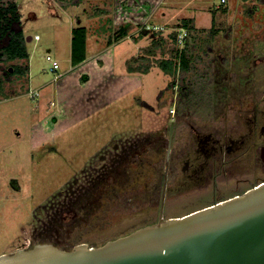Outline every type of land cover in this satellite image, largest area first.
<instances>
[{
  "label": "rangeland",
  "instance_id": "374dc122",
  "mask_svg": "<svg viewBox=\"0 0 264 264\" xmlns=\"http://www.w3.org/2000/svg\"><path fill=\"white\" fill-rule=\"evenodd\" d=\"M226 1L16 0L23 32L32 41L28 62L0 63V255L37 243L100 247L144 227L142 220L189 213L183 207L151 210L141 202L133 207L131 181L142 190L150 181L149 162L155 161V175L162 171V159L153 158L167 145L164 132L174 111L181 130L190 123L189 111L214 108L210 102L218 92L234 91L215 86L237 82L233 60L251 49L242 40L264 38L259 2ZM213 13L219 31L210 51L203 43L210 39ZM187 18L206 31L188 42L201 45L192 51L190 72L179 73L170 88L172 77L156 62L174 54L169 34ZM147 20L170 32L157 47L152 36L108 44L123 24L136 31ZM79 26L88 29V59L72 68V30ZM252 45L264 46L259 40ZM216 51L230 62L222 76L215 74ZM145 55L150 72L129 73L126 63ZM47 56L59 63L58 71L51 72ZM14 64L29 65V75L6 76Z\"/></svg>",
  "mask_w": 264,
  "mask_h": 264
},
{
  "label": "flooded vegetation",
  "instance_id": "af4514ba",
  "mask_svg": "<svg viewBox=\"0 0 264 264\" xmlns=\"http://www.w3.org/2000/svg\"><path fill=\"white\" fill-rule=\"evenodd\" d=\"M254 40L264 45L260 35L255 39L248 37L242 40V45L246 47L250 42L251 49H242L233 60L237 82L215 86L216 90L227 87L233 92H218L216 102L213 99L210 102H213L212 109L189 111L190 123L185 129L179 130L181 116L174 111L169 129L164 132L168 133L167 145L153 158L162 159V171L155 175V161L149 162L151 172L146 175L151 177L143 183L142 190L135 188L138 184L132 178L128 204L136 208L141 202L151 210L156 207L164 211L168 207H183L191 214L264 184V46L256 49L252 45ZM220 51H216L219 60L215 62L216 76L227 71L223 63L226 56ZM231 122L236 124L232 131L229 129ZM171 123H174L172 133ZM186 136L189 141L184 140ZM183 216L186 215L167 219L163 215L160 220H142L139 224L146 227Z\"/></svg>",
  "mask_w": 264,
  "mask_h": 264
},
{
  "label": "water",
  "instance_id": "95a60500",
  "mask_svg": "<svg viewBox=\"0 0 264 264\" xmlns=\"http://www.w3.org/2000/svg\"><path fill=\"white\" fill-rule=\"evenodd\" d=\"M71 248L37 243L0 255V264H264V184L100 247Z\"/></svg>",
  "mask_w": 264,
  "mask_h": 264
},
{
  "label": "trees",
  "instance_id": "16d2710c",
  "mask_svg": "<svg viewBox=\"0 0 264 264\" xmlns=\"http://www.w3.org/2000/svg\"><path fill=\"white\" fill-rule=\"evenodd\" d=\"M243 2H260L264 4V0H241ZM223 13H227L228 9H223ZM186 28L189 32V37L185 47L180 50L176 43V32L173 31L170 35L171 40L176 44L177 48L174 54L168 60H157L158 67L166 74L172 77V81L168 85L170 88H175L174 79L179 73L186 74L191 70L192 51L195 49L196 43H188L197 34L195 22L193 19H183L176 27ZM130 25L121 26L112 37L109 38L108 44L118 42L128 37ZM218 29L216 28L215 13H213V25L208 31L209 40L203 43L208 50H213V41L215 42ZM147 34V32H145ZM87 37L88 30L84 26L76 27L72 30L71 40V65L72 67L84 63L87 58ZM152 45L158 46L162 41L161 33L153 34ZM150 53V50H147ZM146 57V58H145ZM225 57V56H224ZM30 58L27 39L22 28V15L16 0H0V63L5 62H28ZM228 58L223 59V63L228 65ZM133 62V63H132ZM147 56L136 57L126 63L129 73H138L147 75L150 72L151 64H147ZM135 64V65H134ZM29 65H12L6 72V76L25 77L29 75ZM184 83V81L182 82ZM1 88V84H0ZM73 248V247H72ZM71 248V249H72Z\"/></svg>",
  "mask_w": 264,
  "mask_h": 264
},
{
  "label": "built area",
  "instance_id": "2783aa9c",
  "mask_svg": "<svg viewBox=\"0 0 264 264\" xmlns=\"http://www.w3.org/2000/svg\"><path fill=\"white\" fill-rule=\"evenodd\" d=\"M140 31H145L150 34H154V33H164V32H167L168 30L165 26L155 25L149 20H147V21H144V23L141 25L138 32ZM172 31L176 32V43H177L178 48L182 50L185 47V44L189 37L188 30L186 28L177 27V28H172ZM34 40L38 41L39 37L35 36ZM46 59L47 61L51 63V72L54 73L60 69L59 63L54 61L50 56H47ZM62 75H58L56 79L60 78ZM30 96L31 98L39 97V93H30Z\"/></svg>",
  "mask_w": 264,
  "mask_h": 264
},
{
  "label": "crops",
  "instance_id": "0c3cea01",
  "mask_svg": "<svg viewBox=\"0 0 264 264\" xmlns=\"http://www.w3.org/2000/svg\"><path fill=\"white\" fill-rule=\"evenodd\" d=\"M227 1L226 0H222V3H226ZM243 2V1H242ZM250 3H253V4H259L258 2H243V4L244 5H246V4H250ZM260 8L261 7H264V4H262V3H260ZM253 8V7H252ZM227 13H229V10H228V12ZM226 13V14H227ZM188 19V18H187ZM194 20V22H195V19H193ZM144 22H142V24H143ZM141 24V25H142ZM124 25V24H123ZM122 25V26H123ZM125 25H130V24H125ZM141 25H139V27H137V29L138 30H136V31H132L131 29L133 28L131 25H130V31H129V35H128V37H126L125 39H132V41L133 42H138L139 40H143V38H145V37H147V36H153V34H150V33H145V31H140V32H138L139 31V29H140V27H141ZM121 27V26H120ZM119 27V28H120ZM195 27H196V29H197V34L196 35H201L200 33H202V32H205L206 30H199L198 28H197V25H196V23H195ZM118 28V29H119ZM88 30V29H87ZM134 30V29H133ZM132 33H134V34H136V35H134V34H132ZM166 32H164V33H161V37H163L164 36V34H165ZM170 33V32H169ZM168 32H167V34H169ZM172 33V32H171ZM154 34H156V33H154ZM134 35V36H133ZM171 34H169V36H170ZM142 38V39H141ZM135 39H138V40H135ZM30 41H32V38L31 37H29L28 38V42H30ZM138 44V43H137ZM200 45H201V42H199V41H196V46H195V49L194 50H198V48L200 47ZM87 54H88V45H87ZM88 59V58H87ZM73 68V67H72Z\"/></svg>",
  "mask_w": 264,
  "mask_h": 264
}]
</instances>
